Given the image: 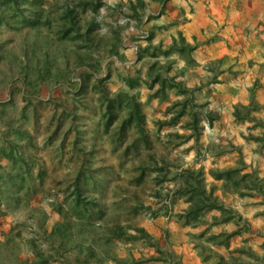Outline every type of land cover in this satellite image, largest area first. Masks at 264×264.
Here are the masks:
<instances>
[{"label":"rangeland","instance_id":"374dc122","mask_svg":"<svg viewBox=\"0 0 264 264\" xmlns=\"http://www.w3.org/2000/svg\"><path fill=\"white\" fill-rule=\"evenodd\" d=\"M17 1L0 2V147L15 141L27 166L14 168L0 158V173L15 175V188L0 182L5 201L21 189L20 199L15 196L5 205L0 264H35L39 252L50 256L48 264H82L86 253L77 259L78 254L89 248L96 254L92 264H177L179 245L172 232L183 215L177 190L180 174L190 168L202 170L208 188L217 185L214 196L231 210L237 232L244 233L237 260L264 264V69L253 68L257 75L246 82H228L222 93L197 64L190 66L177 55H146L138 61L133 44L168 48L154 45L161 34L160 15L147 26L146 1L144 9L134 10L133 0H106L97 13L76 8L81 0ZM68 7L76 10L82 34L93 24L88 41L74 34L61 38ZM143 29L151 34L146 40L139 39ZM156 62L173 65L169 76L187 94L174 88L166 89L163 100L151 97L143 82ZM128 77L141 84L129 90ZM102 91L110 98L127 92L136 96L147 141L135 128L121 130L126 107L115 110L117 118L106 129ZM187 99L197 128L187 127L191 114L176 126L163 124L172 116L168 108ZM228 168L257 175L262 191L242 197L223 190L209 172ZM23 172L28 174L20 188ZM78 179L87 212L72 217L70 241L61 248L54 230L74 204ZM120 230L135 241L116 239L114 232ZM232 234L225 232L221 240L229 241Z\"/></svg>","mask_w":264,"mask_h":264},{"label":"crops","instance_id":"0c3cea01","mask_svg":"<svg viewBox=\"0 0 264 264\" xmlns=\"http://www.w3.org/2000/svg\"><path fill=\"white\" fill-rule=\"evenodd\" d=\"M145 1L150 3L146 11L147 26L153 25L151 17L160 15L157 25L161 34L155 38L154 45L169 48L174 39L184 37L194 48L191 58L197 68L202 69L203 76L207 73L212 77L217 91L226 93L228 82H246L250 76L257 75L254 69H264V0ZM261 74L257 76L259 79ZM198 78L196 81L200 83ZM180 201L184 214L189 204ZM221 218V212L214 210L204 213L194 225H185L182 217L177 221L172 232L179 245L177 264H246L236 258L240 251L238 244H244L241 237L244 233L237 232L235 219L220 222ZM225 232L233 233L234 237L222 241Z\"/></svg>","mask_w":264,"mask_h":264},{"label":"trees","instance_id":"16d2710c","mask_svg":"<svg viewBox=\"0 0 264 264\" xmlns=\"http://www.w3.org/2000/svg\"><path fill=\"white\" fill-rule=\"evenodd\" d=\"M106 0H81L77 2L76 8H81L82 11L91 10L97 13L105 4ZM3 5H11L13 3L18 4L17 0H0ZM132 7L134 10L140 8L141 10L145 8V0H135L131 1ZM62 19L64 21V29L61 31V38L67 39L71 37L72 39L75 38L77 35L80 37L85 38L86 41L89 40L90 32L93 30V24H90L87 27V31L85 33L80 32L79 26V18L77 16V12L74 8L68 7L64 12ZM75 37H73L74 35ZM88 38V39H87ZM152 49V50H151ZM194 48L187 44L184 37L180 36L179 40L174 39L172 46L167 50H162L161 46L152 47L151 45L147 48H141L138 50L137 58L138 61H141L145 58L146 55L153 59H157L159 55L163 57H170L172 55H178L180 60H185L190 66L194 64V60L191 58V53ZM113 55H118V50L113 49L111 51ZM176 63V62H175ZM174 64V62H173ZM173 66V65H172ZM171 64L162 66L159 62L154 63L151 67L148 68L146 74L147 77L144 79V82L148 89L153 92L151 95L152 98H160L165 99L166 96V89H174L177 88L178 94H187L186 90L182 88L179 82H176V77H170L169 73L172 70ZM97 73V72H95ZM87 76H91V74H87ZM126 85L128 86L129 90H134L137 88L141 82L139 78L128 77L125 79ZM102 99L106 101L107 110L105 114L106 122L105 126L108 129L113 121L116 120L117 115L115 114V110L119 109L122 110L124 107L127 108V117L123 120L121 130L126 128H135L139 136L144 140L147 141V137L144 131L145 125V115L143 114L140 104L137 101L135 95L130 93H125L124 95L116 96L115 98H110L108 94L102 91ZM191 101L189 99L173 104L168 108L167 113L171 114L170 120L163 122L167 126H176L179 121L186 115L191 114L193 119L192 122L187 124V127L196 129L197 128V118L195 113H193L192 109L189 107ZM177 107V112H174L175 108ZM180 107V108H178ZM20 133V132H19ZM20 135H25L28 139L30 136L25 133H20ZM187 139H189L187 137ZM32 140V139H30ZM18 146L15 145V141H9L7 147H0V158L4 160H8L13 163L14 168L15 166L23 169L25 164V159L23 156L18 154ZM1 167V165H0ZM242 168H228L225 170L221 169H211L210 175L212 176L215 182H219L222 185L223 190L231 189L233 194L240 195L242 197L249 195L253 196L254 192L252 191H262L263 185L260 179L254 173L249 174H242ZM28 174L27 172H23L18 174V177L21 176V186L23 188V183L25 182V175ZM182 183L179 189L177 190V197L180 200H184L187 204H189L188 209L186 212L180 216L185 220V225H194L200 221V218L204 213L211 212L214 210L221 212V220L220 222H227L231 221L233 216H230L229 213L231 210H227L220 200L214 196V190L217 189V185H212V187L208 188L206 184V180L204 178V173L202 170L195 171L193 169H188L182 172ZM0 182L4 184L5 188L10 185V187L15 188V175L14 174H7L0 173ZM80 180H76L74 183V204L69 208L66 219L55 226L54 232L58 235L61 240V248L65 247L66 244L70 241V237L72 235V229L74 224L72 222V217L83 218L85 216V212H87V207H85V202L82 199L81 195V188H80ZM19 188V189H20ZM250 191L246 194L244 191ZM9 192V190H8ZM7 192V193H8ZM14 192L12 197L8 196L9 199H14L15 196L19 200V193L20 190H12ZM4 191L0 189V226L2 225V220L6 216L5 207L9 205V199L5 201L4 198ZM6 205V206H5ZM232 214V212H231ZM216 222H219L217 220ZM143 231H141L142 233ZM116 235V239L122 241L124 238L126 241H135V236H131L124 231L120 230L119 232H114ZM86 253V257L82 260V264H92L91 260H94L96 257L95 251L93 248H89L86 251L80 250L78 254V258L80 256H84ZM50 256H45L42 252H39V259L35 261V264H48ZM153 261V260H150ZM81 262V261H80Z\"/></svg>","mask_w":264,"mask_h":264},{"label":"built area","instance_id":"2783aa9c","mask_svg":"<svg viewBox=\"0 0 264 264\" xmlns=\"http://www.w3.org/2000/svg\"><path fill=\"white\" fill-rule=\"evenodd\" d=\"M148 38H149V32L146 29L141 30L139 39L146 40ZM131 47L133 48V50L137 54L138 50H139L138 44H133V45H131Z\"/></svg>","mask_w":264,"mask_h":264}]
</instances>
